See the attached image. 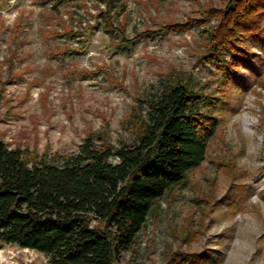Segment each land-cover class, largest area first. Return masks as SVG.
Masks as SVG:
<instances>
[{"label": "rangeland", "instance_id": "1", "mask_svg": "<svg viewBox=\"0 0 264 264\" xmlns=\"http://www.w3.org/2000/svg\"><path fill=\"white\" fill-rule=\"evenodd\" d=\"M230 1L0 0V141L30 164L88 136L132 144L165 85L219 98L205 160L114 264H264V54L245 40L234 74L215 66L228 60L214 32ZM0 264L48 260L0 242Z\"/></svg>", "mask_w": 264, "mask_h": 264}, {"label": "trees", "instance_id": "2", "mask_svg": "<svg viewBox=\"0 0 264 264\" xmlns=\"http://www.w3.org/2000/svg\"><path fill=\"white\" fill-rule=\"evenodd\" d=\"M263 7L231 0L222 11L214 36L228 60L214 62L225 77L249 56L245 40L264 54ZM145 103L133 143L118 148L88 136L74 154L30 164L0 141V242L48 264H114L156 202L205 160L223 111L190 81L165 85Z\"/></svg>", "mask_w": 264, "mask_h": 264}]
</instances>
